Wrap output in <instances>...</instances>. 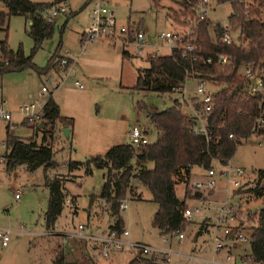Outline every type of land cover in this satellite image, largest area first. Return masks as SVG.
<instances>
[{
	"label": "rangeland",
	"instance_id": "obj_1",
	"mask_svg": "<svg viewBox=\"0 0 264 264\" xmlns=\"http://www.w3.org/2000/svg\"><path fill=\"white\" fill-rule=\"evenodd\" d=\"M29 1L34 3L52 2V0ZM86 2L87 0H66L65 13L50 19L51 34L41 41L39 48L31 57V63L36 69H43L48 59L56 51L58 57L67 54L72 58H86L96 65V68L91 71V78L86 80L74 68L72 72L74 76H67L63 85L51 91V86L61 78V74L51 75L54 67L45 74L26 68L19 72L0 75L1 96L6 101L7 108L14 110L21 105L31 103L37 97L42 86L47 89V93L43 94L44 100L51 97L59 101L64 89L73 88L71 83L78 81L83 88L81 91L90 97V108L93 114H99L105 119L125 122L121 128L122 136L120 135L123 144H129L126 133L132 125L145 126L146 139L149 144H152L156 136L155 132L146 124V115L169 108L172 101L178 96L177 94L134 92L130 88L134 85L136 71L148 67L146 59L153 55L150 52L155 53L156 49L160 48L159 55L167 53L165 44L157 40L156 36L161 32H179L186 29L188 24L185 21L190 17L182 13V0H109L116 28H125L126 26L141 28L145 33L147 46L135 57L131 56L133 51L131 45L123 44L121 46L105 39L86 41L84 32L89 25L90 10ZM48 10L45 11V17L48 15ZM231 14L230 5L212 3V9L206 13L209 28L215 25L225 27ZM175 18H177L176 21L173 20ZM259 18L264 20V8L259 9ZM28 27L29 23L23 17L11 16L4 26L5 33L0 31V41L3 40L5 34L8 48L11 51L20 48L23 55L28 57L33 47V42L27 34ZM81 48L83 49L82 53L80 52ZM121 50L129 54V59L122 60L120 58ZM115 59H117L116 65H110L113 60L115 62ZM103 63H107V65L103 67ZM259 63L255 67L254 73L260 76L264 82V61ZM46 80H49V84L45 82ZM69 97L80 99L73 92L69 94ZM136 104L142 107L140 111L134 109ZM20 121L21 119L14 115L11 122L15 127L8 133L20 140L33 139L36 143L39 142L40 132H35L31 127L22 125ZM63 130L58 129L55 135L56 138L52 144L53 168L46 172L49 177L55 175L75 177L73 181L67 182L64 186L66 192L75 197V203L69 205L66 201L56 222L72 227L78 224H87L90 222L87 216L89 214L95 220L93 223L95 229L104 230L110 221L107 206L98 198L104 171L91 169L88 176H83L81 170L69 173L67 170L69 162H83L96 155H89L87 147L82 143L79 147L70 133L66 138ZM4 137L5 132H2L0 138L3 140ZM228 161L231 167L240 168L243 172L239 193L253 187L257 180V172L264 173V138L252 135L240 141ZM132 165L135 167L134 169L138 167L135 162ZM212 165L217 171L216 165ZM144 166L148 169L152 168L151 163H145ZM34 177L37 178V182L31 184V179ZM40 177L39 171L28 175L22 169L6 171L4 167L3 169L0 167V229L9 231L7 246L0 249V264H46L49 259L52 260L55 239H49L43 235L45 232L43 214L46 208L47 192L41 186ZM213 179L216 188L212 199L218 202L224 198L222 191L225 185L221 179L215 176ZM195 181H205L203 170L197 167L190 170L187 188L189 189V185ZM260 184H264V179L260 181ZM185 192L186 188L183 183L178 182L174 186V194L179 200L183 199ZM15 194H18V199H14ZM241 195V202L237 207V220L242 221V227L246 228L250 223L248 219L257 213L263 203L259 199L248 197L247 194ZM125 199L127 200L126 208L124 211L118 212V215L122 221V229L128 232L129 240L153 248H169L176 253L187 254L189 252L198 224L197 219H192L190 225L181 231L184 238L179 245L173 239L169 245H163L161 237L151 227L150 221L156 207L151 202V196L147 189L133 180L130 193L126 194ZM185 204L190 207L194 205L190 201H185ZM206 242L207 236L202 235L195 243L202 245ZM69 248L73 251H68ZM202 249L205 252L206 248L204 247H200L198 252H202ZM65 250L67 252L66 261L75 260L81 264L80 250L77 247L69 243ZM232 253L233 255H248V245L240 244ZM203 257L209 259L210 255L205 253ZM221 258L222 254H219L215 259L221 260ZM128 263L126 257L117 256L104 264ZM145 264H152V262L149 261Z\"/></svg>",
	"mask_w": 264,
	"mask_h": 264
},
{
	"label": "trees",
	"instance_id": "obj_2",
	"mask_svg": "<svg viewBox=\"0 0 264 264\" xmlns=\"http://www.w3.org/2000/svg\"><path fill=\"white\" fill-rule=\"evenodd\" d=\"M57 2L58 0H52L51 3L0 0V31L5 33L4 26L9 17L21 16L30 23L27 34L33 42L30 55L25 57L20 48L16 51L8 48L4 34L3 40L0 41V75L19 72L26 68L45 74L53 69L60 59L57 51L48 59L46 66L39 70L31 63V57L39 48L41 41L51 34V23L46 21L44 14ZM194 2L195 0L181 2L183 15L190 19L193 18L191 8ZM224 2L225 0H217L218 5ZM231 8L232 14L227 24L233 37L231 44H212L211 36L214 39L218 38L221 27L215 25L209 28L207 20L196 22L191 26V30L198 51L197 62L190 64L188 60L182 59L176 50L164 56L153 54L146 59L148 67L136 71L134 85L130 88L134 92L176 94L185 76L192 71L198 74L194 78L211 81L216 90L212 95L213 110L207 117L210 137L208 141L193 134L191 121L183 115L177 99H174L169 108L146 115L150 119L149 127L156 136L152 144L139 151L130 144L116 145L107 149L101 156L67 164L69 173L81 170L83 176H88L91 169L104 171L98 198L107 206V214L112 223L110 229L116 232L122 230L117 202L130 193L131 181L134 180L147 189L151 202L156 207L150 223L158 235L181 232L190 225L183 220L182 213L186 208L185 200L190 193L187 182L191 168L206 170L213 161L224 165L232 157L240 141L252 135L264 138V100L258 95L248 97L242 92L246 87V81L239 74L240 69L247 64H252L254 70L260 61H264V20L259 18V9L264 8V4H259L257 8L249 7L247 16H243V7L231 5ZM220 54L229 58L228 65L216 64V56ZM120 56L122 60L129 59L127 52L123 50ZM205 58L211 59L210 65L203 64ZM141 108L138 104L134 107L137 111ZM21 124L31 127L35 132L39 131L40 140L37 143L33 139L20 140L6 133L4 169L12 171L17 168L29 174L38 169L42 170L41 186L47 192L43 221L45 230H49L59 218L65 201L69 205L75 203V197L70 196L64 187L75 177L69 175L49 177L46 172L53 168L52 144L56 133L60 128L69 133L72 120L61 117L58 106L49 97L36 121L28 123L23 120ZM133 162L138 164L136 169L132 165ZM145 163H151L152 168H146ZM263 179L264 173L258 171L254 186L240 192L261 200L263 204L257 213L248 219L250 222L248 227H242L240 221L235 228V231L242 232L249 239V253L243 257L244 260L255 263H264V184H260ZM178 182L183 183L186 188L182 200L177 199L174 194V186ZM198 195L196 192L193 194ZM206 233L207 226L197 224L192 244L198 245L199 243L195 242ZM66 250L55 240L51 264H78L75 260L66 261ZM79 257L81 264H92L81 251Z\"/></svg>",
	"mask_w": 264,
	"mask_h": 264
},
{
	"label": "built area",
	"instance_id": "obj_3",
	"mask_svg": "<svg viewBox=\"0 0 264 264\" xmlns=\"http://www.w3.org/2000/svg\"><path fill=\"white\" fill-rule=\"evenodd\" d=\"M212 3L218 5L217 0H195L192 5L193 18L188 19V27L179 32H161L156 36V39L165 44L167 55L172 50L180 53L182 59L188 60L190 64L197 62V50L195 48V39L192 37L191 26L194 23L206 20V13L212 9ZM228 5L241 6L244 9L243 16H247V9L249 7L257 8L259 4H264V0H225ZM223 3V4H224ZM220 5V4H219ZM89 25L84 32L86 41H93L95 39H105L110 42L118 43L119 45H131L133 51L131 56H138L147 46L145 33L140 28H116L115 18L113 12L110 10L109 0H90L89 1ZM66 0H60L56 6H52L48 10L46 18L47 22L54 19L58 14L65 13ZM233 41L232 33L228 25L221 27L220 36L216 39L211 38V43L229 45ZM160 48H157L155 53L159 55ZM129 55V54H128ZM216 64L225 66L229 64V58L226 55L220 54L216 56ZM211 59L205 58L204 65H210ZM74 62L64 55L60 57L51 75L61 74V78L51 86V91H54L63 85L65 78L71 75ZM55 71V72H54ZM187 74V73H186ZM241 77L246 81V87L242 92L252 97L258 95L261 100H264V82L260 76H257L252 69V64H247L239 71ZM198 74L190 72L183 80L182 85L177 89V102L181 107L183 115L191 121L192 132L195 135L203 137L205 141L209 140V131L207 125V117L213 110L212 95L216 90L211 84V81L194 78ZM49 84V80L45 81ZM191 84V86H190ZM72 85L77 89H82V85L78 81H73ZM47 93L45 87H41L37 97L29 104H24L14 110L7 108L6 101L2 98L0 93V136L2 132L8 133L15 125L11 122L12 117L17 115L21 121L25 120L28 123L36 121L42 114L43 106L46 100L43 99V94ZM184 111V112H183ZM146 124L149 126L150 119L145 117ZM261 123L260 121H257ZM127 137L129 144L139 151L148 145L146 139V127L132 125ZM230 139L231 136L229 135ZM6 156V148L4 139L0 138V167H4ZM215 164L218 170L212 165ZM211 166L203 170L205 181H195L189 185V197L185 201H190L194 205L186 208L182 213L183 220L190 223L192 219H197L198 224H205L207 226V242L204 244L194 245L190 252L182 254L180 252H172L169 248L160 247L153 248L148 245L131 241L128 239V232L121 230L116 232L110 229V224L106 229H97L95 231L89 230L86 224H78L74 227L62 231L57 222L52 224L51 229L45 230L44 236L49 239L57 240L64 248L71 243L77 247L81 253L89 259L92 264H104L117 256H124L130 262L138 264H145L152 262V264H264L248 262L244 260L245 255H233L232 251L240 244H247L249 242L248 236L242 232L235 231L239 221L237 220V207L241 202L240 195L237 193L240 189L243 172L240 168L231 167L229 161L224 165L213 161ZM214 176L224 182L223 188L224 198L216 202L212 199L215 193ZM228 189H231L230 191ZM198 196H193L194 193ZM242 196V195H241ZM14 199H18V194L14 195ZM66 202V201H65ZM127 200L120 199L117 202L118 212L124 211ZM161 243L169 245L171 240H175L179 245L184 236L182 232H175L171 234L161 235ZM9 239V231L0 229V249L7 246ZM200 247L206 248L205 252L200 251ZM71 251H73L71 249ZM208 253L209 259L203 257V254ZM222 254L221 260L215 258Z\"/></svg>",
	"mask_w": 264,
	"mask_h": 264
},
{
	"label": "crops",
	"instance_id": "obj_4",
	"mask_svg": "<svg viewBox=\"0 0 264 264\" xmlns=\"http://www.w3.org/2000/svg\"><path fill=\"white\" fill-rule=\"evenodd\" d=\"M86 4L89 5V0L88 2H86ZM82 50L83 49L81 48L80 50L81 53ZM68 57L72 59L74 62L72 72L75 68L78 70V73L86 80L91 78V71L96 68V65L92 63V61L80 57H79L80 59L76 57L72 58L69 55ZM116 63H117V59H115V62L113 60L112 64L110 65H116ZM106 65L107 63H103L102 66L104 67ZM71 76L74 75L71 73ZM72 87L75 88L73 85ZM73 88L64 89L63 91L64 93L62 94L59 101L57 99H52L51 97L50 98L58 106L60 116L72 120V127L69 133L71 134L73 140L76 141L77 145L81 147L80 146L81 143L84 144L88 149L86 150L88 151L89 155L97 156V155H102L107 149H109L112 146L123 144L120 135L122 136L123 130L121 128L125 122L123 123L120 122L119 120L118 121L109 120L101 117L99 114H95V113L93 114L90 108V97L86 93H83L81 91L83 88L82 89H77V88L73 89ZM71 92H73L74 95H77V97L80 99L70 98L69 94ZM67 135L68 132L65 135L66 138L69 136ZM38 171L42 175L41 169L36 170L32 174ZM32 174L28 173V175H32ZM36 182H37L36 177L31 179V184H35ZM87 216L89 218L88 221L90 220V222H87L86 224L88 229L95 231L96 227L93 225L95 221L94 218L89 214ZM110 224H112L111 220L109 221L108 226ZM58 225L62 231H65L66 229L72 227V226H68L67 224L66 225L58 224ZM193 246L194 244L190 246L189 252ZM68 250L71 251V248H69ZM46 264H51V259H49V261L46 262Z\"/></svg>",
	"mask_w": 264,
	"mask_h": 264
},
{
	"label": "water",
	"instance_id": "obj_5",
	"mask_svg": "<svg viewBox=\"0 0 264 264\" xmlns=\"http://www.w3.org/2000/svg\"><path fill=\"white\" fill-rule=\"evenodd\" d=\"M30 25V23H29ZM63 134L66 135L67 134V130H63Z\"/></svg>",
	"mask_w": 264,
	"mask_h": 264
}]
</instances>
